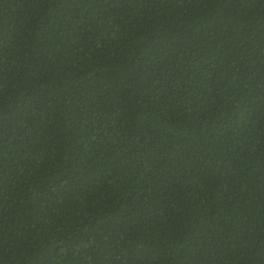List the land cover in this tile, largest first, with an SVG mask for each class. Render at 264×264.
I'll return each mask as SVG.
<instances>
[{"label": "trees", "instance_id": "1", "mask_svg": "<svg viewBox=\"0 0 264 264\" xmlns=\"http://www.w3.org/2000/svg\"><path fill=\"white\" fill-rule=\"evenodd\" d=\"M0 264H264V0H0Z\"/></svg>", "mask_w": 264, "mask_h": 264}]
</instances>
